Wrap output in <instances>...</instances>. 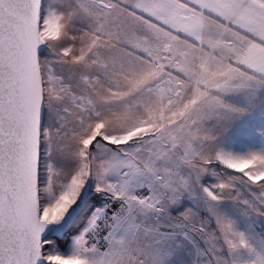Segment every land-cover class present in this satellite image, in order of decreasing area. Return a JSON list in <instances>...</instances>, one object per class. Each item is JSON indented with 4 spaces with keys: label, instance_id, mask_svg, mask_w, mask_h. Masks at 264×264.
<instances>
[{
    "label": "snow or ice",
    "instance_id": "obj_1",
    "mask_svg": "<svg viewBox=\"0 0 264 264\" xmlns=\"http://www.w3.org/2000/svg\"><path fill=\"white\" fill-rule=\"evenodd\" d=\"M0 264H264V0H0Z\"/></svg>",
    "mask_w": 264,
    "mask_h": 264
},
{
    "label": "rangeland",
    "instance_id": "obj_2",
    "mask_svg": "<svg viewBox=\"0 0 264 264\" xmlns=\"http://www.w3.org/2000/svg\"><path fill=\"white\" fill-rule=\"evenodd\" d=\"M245 143H249V141H245ZM251 143H253V146H255V142L252 141Z\"/></svg>",
    "mask_w": 264,
    "mask_h": 264
},
{
    "label": "crops",
    "instance_id": "obj_3",
    "mask_svg": "<svg viewBox=\"0 0 264 264\" xmlns=\"http://www.w3.org/2000/svg\"><path fill=\"white\" fill-rule=\"evenodd\" d=\"M238 146H242V145H238Z\"/></svg>",
    "mask_w": 264,
    "mask_h": 264
}]
</instances>
